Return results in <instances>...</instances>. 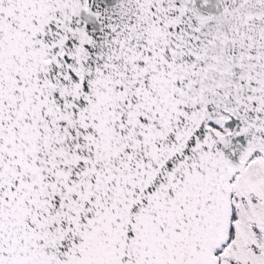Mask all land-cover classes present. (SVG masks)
Masks as SVG:
<instances>
[{
	"label": "snow or ice",
	"instance_id": "obj_1",
	"mask_svg": "<svg viewBox=\"0 0 264 264\" xmlns=\"http://www.w3.org/2000/svg\"><path fill=\"white\" fill-rule=\"evenodd\" d=\"M0 264H264V0H0Z\"/></svg>",
	"mask_w": 264,
	"mask_h": 264
}]
</instances>
